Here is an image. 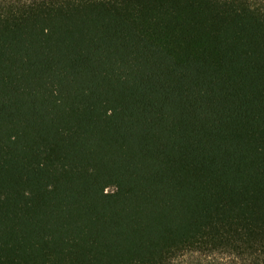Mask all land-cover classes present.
<instances>
[{
  "label": "trees",
  "instance_id": "1",
  "mask_svg": "<svg viewBox=\"0 0 264 264\" xmlns=\"http://www.w3.org/2000/svg\"><path fill=\"white\" fill-rule=\"evenodd\" d=\"M264 264V0H0V264Z\"/></svg>",
  "mask_w": 264,
  "mask_h": 264
},
{
  "label": "rangeland",
  "instance_id": "2",
  "mask_svg": "<svg viewBox=\"0 0 264 264\" xmlns=\"http://www.w3.org/2000/svg\"><path fill=\"white\" fill-rule=\"evenodd\" d=\"M179 264H187V258H185L183 261H181Z\"/></svg>",
  "mask_w": 264,
  "mask_h": 264
}]
</instances>
